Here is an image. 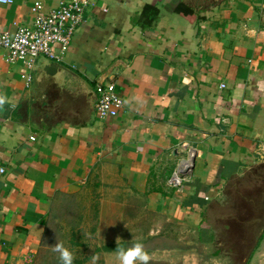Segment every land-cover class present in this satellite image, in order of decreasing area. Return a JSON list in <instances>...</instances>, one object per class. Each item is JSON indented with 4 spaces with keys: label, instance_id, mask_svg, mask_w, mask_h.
I'll return each instance as SVG.
<instances>
[{
    "label": "crops",
    "instance_id": "crops-1",
    "mask_svg": "<svg viewBox=\"0 0 264 264\" xmlns=\"http://www.w3.org/2000/svg\"><path fill=\"white\" fill-rule=\"evenodd\" d=\"M35 1L48 12L60 0L0 2V33L32 24ZM179 3L193 13H176ZM5 53L0 47V264H61L55 244L69 245L73 264H119L117 250L98 249L143 245L171 227L173 247L156 240L150 262L196 244L200 260L232 264L222 251L206 256L207 220L227 186L264 159V0H95L59 63L94 90L114 81L124 100L115 117L99 118L76 92L58 95L35 70L27 87L28 69ZM184 141L196 156L193 181L178 191L166 179ZM67 220L75 223L64 236ZM247 264H264V234Z\"/></svg>",
    "mask_w": 264,
    "mask_h": 264
},
{
    "label": "built area",
    "instance_id": "built-area-1",
    "mask_svg": "<svg viewBox=\"0 0 264 264\" xmlns=\"http://www.w3.org/2000/svg\"><path fill=\"white\" fill-rule=\"evenodd\" d=\"M95 0H60L58 5L48 12L44 11L40 1L31 6L32 24L17 25L14 31L0 33V47L5 50V60L9 63L21 61L28 69L22 74L26 86L32 81V68L39 56L61 62L66 54L72 36L83 21L86 9ZM12 3L13 0H0ZM54 46L58 48L55 50ZM221 88L225 87L221 83ZM95 111L99 118L115 117L123 108L124 100L117 91L116 83H99L95 87ZM180 154L166 179V184L182 191L193 181V168L196 156L195 147L188 141L179 145ZM3 171V169H1Z\"/></svg>",
    "mask_w": 264,
    "mask_h": 264
},
{
    "label": "water",
    "instance_id": "water-1",
    "mask_svg": "<svg viewBox=\"0 0 264 264\" xmlns=\"http://www.w3.org/2000/svg\"><path fill=\"white\" fill-rule=\"evenodd\" d=\"M32 70L38 72L40 81L51 79L52 90L56 91L58 95H66L65 92H76L81 100L88 103L90 107L94 106L96 93L91 84L61 63L39 56ZM64 70L73 73L79 81L73 84L74 78H70L64 73L61 75ZM66 83L73 84V86L72 84L67 86L68 88L72 87V91H69L67 87L63 88L62 85ZM256 170L258 172H255ZM256 170H248L249 173H254L250 179L248 178V185L233 193L236 201L235 210L225 212L223 220L220 222L229 235L226 236L225 242L228 245L226 251L232 259V264H247L252 251L264 234V164Z\"/></svg>",
    "mask_w": 264,
    "mask_h": 264
},
{
    "label": "rangeland",
    "instance_id": "rangeland-1",
    "mask_svg": "<svg viewBox=\"0 0 264 264\" xmlns=\"http://www.w3.org/2000/svg\"><path fill=\"white\" fill-rule=\"evenodd\" d=\"M262 162H264V159L262 160ZM260 164V163H259ZM264 164V163H263ZM261 164L256 165L254 167H252L253 169H250L249 171H254L258 168H261V166L263 165ZM249 171H245L244 173L241 174V176H239L237 179L233 180L228 186L227 189L225 191V195L222 198V201L220 203V207L219 208H214L213 210H211V213L209 214L210 216L208 217V224L210 225L211 229L213 230V240L214 243L212 244L213 248H208L207 252L208 255L206 254V256L208 258H210V256H212V258L214 259L215 256H217V254H220V252H224V253H228L227 250V244H226V236H229L228 233L225 231V229H223L222 227V223H220L223 220V216L225 214V212H232L235 210L236 207V201L234 199V195L233 193L238 191L240 188L243 189V186L248 185L247 184V180L248 178L250 179L254 173H249ZM255 172H258V170H256ZM65 226L63 228H61L60 231H63L64 236L68 234L67 230H68V226L69 223H75V221L72 222V220H67L64 222ZM179 232V229L177 227H171L169 230V236L168 237H164L161 234H159L158 236L154 237L153 240L151 242H147L145 238L144 242H143V247L144 249L149 253L148 248L149 247H154L157 246L156 245V240H159L161 243L158 246L161 247H173V245H170L172 242H169L170 239L169 237H173L175 236V233ZM59 232V230L54 231V236H56ZM192 234V233H191ZM193 235V234H192ZM169 242V244H168ZM178 250H176L178 253H180V255L178 256V258L169 256L167 253H157L154 257L158 258L160 256H163V258L160 259H167V260H160L159 262H149V264H214L215 260H200V251H205L204 248H200V246L196 245V244H191V245H178ZM65 248L69 247V245H64ZM257 248H254V250ZM254 250L252 251V253L254 252ZM189 252V253H187ZM251 253V255H252ZM186 254H193L192 259H184L181 256H185ZM158 255V256H157ZM205 255V254H204ZM250 255V256H251ZM187 256V255H186ZM181 258V259H180ZM250 258V257H249ZM208 261V262H207ZM249 261V259H248ZM247 261V263H248Z\"/></svg>",
    "mask_w": 264,
    "mask_h": 264
},
{
    "label": "clouds",
    "instance_id": "clouds-1",
    "mask_svg": "<svg viewBox=\"0 0 264 264\" xmlns=\"http://www.w3.org/2000/svg\"><path fill=\"white\" fill-rule=\"evenodd\" d=\"M4 100L0 98V104ZM54 251L59 253L61 264H73V254L61 244H55ZM117 258L119 264H149L152 256L144 249L143 245L139 242L134 243L129 248H118Z\"/></svg>",
    "mask_w": 264,
    "mask_h": 264
},
{
    "label": "trees",
    "instance_id": "trees-1",
    "mask_svg": "<svg viewBox=\"0 0 264 264\" xmlns=\"http://www.w3.org/2000/svg\"><path fill=\"white\" fill-rule=\"evenodd\" d=\"M176 13L183 15V16H188L190 13H193V9L188 7L187 5L183 3H179L176 8H175ZM144 14H146V18L152 20L154 16L157 14V9L156 6L153 5H148L144 11ZM121 247V244H113V245H104L100 249L106 250V251H112V250H118V248Z\"/></svg>",
    "mask_w": 264,
    "mask_h": 264
}]
</instances>
